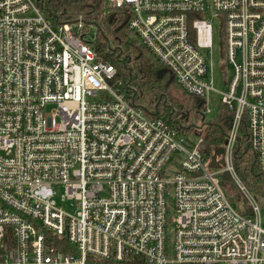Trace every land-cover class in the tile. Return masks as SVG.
<instances>
[{
	"label": "built area",
	"instance_id": "built-area-1",
	"mask_svg": "<svg viewBox=\"0 0 264 264\" xmlns=\"http://www.w3.org/2000/svg\"><path fill=\"white\" fill-rule=\"evenodd\" d=\"M109 1L129 6L130 28L206 113L219 20L232 126L211 157L203 137L186 149V134L122 91L82 17L58 23L38 0H0V264H264L261 209L234 167L246 120L264 170V0ZM220 147L226 164L214 168ZM224 171L252 213L229 199Z\"/></svg>",
	"mask_w": 264,
	"mask_h": 264
},
{
	"label": "trees",
	"instance_id": "trees-1",
	"mask_svg": "<svg viewBox=\"0 0 264 264\" xmlns=\"http://www.w3.org/2000/svg\"><path fill=\"white\" fill-rule=\"evenodd\" d=\"M48 18L58 23H74L82 17L86 28L95 27L93 46L97 53L116 68L115 81H121L122 91L150 118H163L179 134H187L206 122L205 98L190 94L163 69L150 54L138 35L130 28L129 6H114L109 0H38ZM221 36V35H220ZM223 38H221V43ZM221 51V50H220ZM221 51V64L225 63ZM222 70V68H221ZM227 76L226 69L222 70ZM235 112L223 103L217 116L209 122L200 144V151L209 158L229 132ZM239 151L234 167L239 180L247 190L264 201V170L250 143L246 120L241 125ZM229 199L241 205L244 214L252 213L245 193L228 171L218 175ZM62 249L60 243H56Z\"/></svg>",
	"mask_w": 264,
	"mask_h": 264
},
{
	"label": "rangeland",
	"instance_id": "rangeland-1",
	"mask_svg": "<svg viewBox=\"0 0 264 264\" xmlns=\"http://www.w3.org/2000/svg\"><path fill=\"white\" fill-rule=\"evenodd\" d=\"M206 2L211 4L212 0H206ZM210 20L213 23L214 29H215V44H214V52H213L212 59L208 58L209 75L207 76V79L213 80L216 91L211 92V101H210L211 111L209 113H206V120H205L206 122H204L205 124L203 125V123H201L200 125H198V128L194 129L191 132H188L185 136V141L183 142V145L188 150L193 149L198 144L201 137H203L207 131V128H208L207 123L211 122L217 116L218 112L220 111V108L223 105V102H222L223 93L225 91H227V85H228V83H229V81L233 75V71H234L233 66L231 64H224L223 63L222 66L220 64V62H221V51H220L221 23L219 22L218 19H215L212 16L210 17ZM87 28H88V30H90V33H91V35H89L88 37H89V39H92L93 36H95V34H94L95 28L90 27V26ZM208 54H210L209 51H208ZM221 68L226 69V72H227L226 77L224 76ZM224 154H225V151H224ZM220 161H222L221 165L216 166V168H219L222 165L225 166V164H226L225 158H222ZM61 193L62 192H58L57 199L59 201L61 199V204H63V207L67 211L73 212L76 209V202L73 200L63 201ZM258 203H259V206L261 209L262 226L264 227V201L261 199H258ZM167 204L169 205V215L172 217L176 214L175 199L173 197V194H172V196H168ZM173 228H174V224H169L167 226L168 247H172V248H173L174 243H173V239H170L169 234L173 235V233H172ZM56 243H57V241H55V244ZM219 264H224V263H219Z\"/></svg>",
	"mask_w": 264,
	"mask_h": 264
},
{
	"label": "water",
	"instance_id": "water-1",
	"mask_svg": "<svg viewBox=\"0 0 264 264\" xmlns=\"http://www.w3.org/2000/svg\"><path fill=\"white\" fill-rule=\"evenodd\" d=\"M209 124V123H207ZM224 153V149L222 147L218 148L215 152V155L212 157L211 166L216 167L220 166L222 161L217 160V156Z\"/></svg>",
	"mask_w": 264,
	"mask_h": 264
}]
</instances>
